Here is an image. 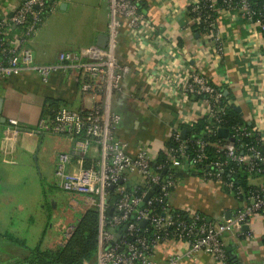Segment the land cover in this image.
Instances as JSON below:
<instances>
[{
    "label": "built area",
    "instance_id": "built-area-1",
    "mask_svg": "<svg viewBox=\"0 0 264 264\" xmlns=\"http://www.w3.org/2000/svg\"><path fill=\"white\" fill-rule=\"evenodd\" d=\"M61 2L62 0H22L14 7L12 16L0 19V79L34 72L42 83L48 84L54 73L69 69L78 70L84 75L81 90L92 100L91 108L77 110L61 106L50 115L40 117L37 129L65 136L72 142L71 150L58 156L55 185L62 190L84 195L98 212L96 264H181L185 258H192L200 253L211 255L218 264H229L225 234L241 230L254 214L264 217L263 109L256 108L251 124L240 123L229 127L226 121V143L217 147V150L220 147L226 149L225 159L206 161V146L210 142L201 137L195 139L197 151L190 155L185 150L181 132L174 129L171 138L179 142V146H166L164 149L167 162L172 168H182L184 164L194 167L200 165L203 179L218 182L228 192H236L238 195L243 191L236 186V175L244 169L248 174L249 184L253 186L247 199L242 200L247 203L222 222L208 221L202 213L187 209L181 210L188 211V219H182L180 215L174 217L170 201L166 198L170 196V188L174 186L175 180L165 179L154 169L149 150L144 144L137 148L135 155H130L116 136L122 117L113 109V100L124 92L123 77L127 71L118 54L122 27L127 23L133 46L141 53L155 38L156 28L144 12L142 0H108V40L105 47L93 44L78 51H62L55 62L38 64L32 49L26 44ZM188 11L190 21L187 28H200L201 34L211 39L215 56L219 59L224 49L223 37L217 24L220 11L237 14L248 25L264 34V2L260 3L259 0H192ZM13 28L18 30L14 38L11 37ZM155 42L159 47L167 44L164 55L172 58V61L164 64H167L166 70L172 76L152 71V85L173 90L178 103L187 99H181L177 95L184 98L199 96L198 100L206 106L205 114L216 118L215 128L209 127L208 133L223 128V116L227 114L231 103H224L225 91L192 67L185 70L183 79L175 81L173 71L184 66L186 59L179 62L175 60V51H172L173 46L168 41L160 38ZM146 62L144 57V63ZM8 122L15 128L19 124L14 118H10ZM86 160L91 161L88 166ZM71 162H75L77 170L68 168ZM225 172L226 180L223 178ZM126 173L140 177L141 181L135 186L138 189L141 187L140 194L136 190H129L124 184ZM253 179L255 182H252ZM153 187L155 189L152 196L141 207L143 198ZM112 191L116 196L114 203H110ZM156 203L160 204L161 213L152 214V207ZM143 220H147L144 227L140 225ZM124 225L126 228L115 241L116 233ZM148 225L154 230L153 238L148 236ZM74 227L75 224L69 227L64 239L70 236ZM164 231L166 232L163 233ZM169 234L177 241L186 243L187 249L173 252L165 260H159L154 256L155 247Z\"/></svg>",
    "mask_w": 264,
    "mask_h": 264
},
{
    "label": "crops",
    "instance_id": "crops-1",
    "mask_svg": "<svg viewBox=\"0 0 264 264\" xmlns=\"http://www.w3.org/2000/svg\"><path fill=\"white\" fill-rule=\"evenodd\" d=\"M13 1L15 0H0V19L9 17L14 7L22 0ZM72 1L62 0L57 8L68 10L73 5ZM191 1L142 0L143 10L156 28L155 38L148 43L142 53L135 50L128 35L127 23H124L121 30L118 54L127 71L123 77L124 92L113 100V109L122 117L116 136L130 155H135L137 148L144 144L149 150L153 163L160 153H164L167 142L171 139L174 129H178L179 124L189 125L202 117L206 111L205 104L195 97L184 98L177 95L181 99H187L178 103L175 101L177 97L173 90L152 85L151 72L169 75V71L166 70L167 64L164 63L172 61V58L169 59L164 55L167 44L159 47L155 40L162 38L168 41L169 45L173 46L172 51H175L173 58L178 62L183 58L186 59L184 66L173 71L175 81L179 82L183 79L185 70L192 67L202 72L215 86L223 89L226 96H230L231 103L241 106V115L245 120H251L256 108L263 109L264 113V34L248 25L237 14L220 11L217 24L223 37L224 49L219 59L215 56L211 39L187 28L190 21L188 6ZM82 2L83 17L91 21L90 40L93 41L89 45L91 46L96 44L100 34H106L109 3L108 0ZM43 23L26 45L32 49L38 64H49L56 61L60 52L73 49L54 52L44 50L43 57L35 54L38 35L45 32V23ZM16 33H18L17 28H13L11 37L14 38ZM144 57L147 59L146 64ZM83 79L84 75L73 69L54 73L48 84L42 83L38 74L34 72H24L8 79H0V250L5 249L6 246L20 249L22 246L27 247L26 240L14 231L17 230V226L14 225L16 215L21 218L22 210V193L18 192L17 187L20 179L15 172L21 166L37 169L33 158L36 150L38 165L46 169L50 164L51 149L43 144L46 135L55 134L44 133L37 129L45 100L56 99L60 105L77 110L91 108L92 100L81 90ZM10 118L18 120L19 124L16 128L9 124ZM68 140L69 142L63 141L57 151H52L53 155L55 154L50 164L53 178L59 154L71 150L72 142L69 138ZM41 152H43L42 160H40ZM68 168L75 171L77 165L71 162ZM176 172L178 176L169 196L171 207L175 209L197 211L207 219L210 218L211 222H222L226 220L225 216L228 213L234 214L240 206L247 203L238 200L220 183L203 179L194 166H189L188 169L181 168ZM140 181L137 174L126 173L123 182L127 187H135ZM82 202H78L77 205L83 208L78 220L87 209L93 208L91 204H86L85 197ZM49 222L50 220L46 221V228L41 230L37 242L38 244L42 239L44 249H50L49 245L57 242L55 235H47ZM246 225L249 226L248 229L242 228L225 234L231 264H264V217L254 214ZM12 238L23 240L26 245L16 243ZM61 244L57 242V245ZM186 249V243L167 238L156 245L154 256L159 260H165L169 254ZM4 255L6 256V253L3 257ZM181 264L218 263L211 255L200 253L192 258H185Z\"/></svg>",
    "mask_w": 264,
    "mask_h": 264
},
{
    "label": "rangeland",
    "instance_id": "rangeland-1",
    "mask_svg": "<svg viewBox=\"0 0 264 264\" xmlns=\"http://www.w3.org/2000/svg\"><path fill=\"white\" fill-rule=\"evenodd\" d=\"M82 1L94 2V0H73V5H71L70 9L61 10L57 8L45 19V24L43 23L45 32L38 35V43L35 45L34 50L35 54L43 57L44 50L54 52L73 49L78 51L93 43L90 40L91 21L83 17L84 11L81 10L83 9ZM13 2H17V0ZM63 141L69 142L65 136L46 135L43 145L51 149L49 151L50 164L53 158H55V154L53 155L52 151H57ZM42 155L43 152L40 153V160H42ZM33 158L37 169L21 166L15 172L17 178L20 179L17 187L18 192L22 193V210L20 211L21 218H19V215H16V221H14L17 230H13L18 232V236L26 240L27 247L18 245L22 249L9 248L8 246L5 249L2 248L0 250V264L12 263L23 257L29 248L36 246L41 230L46 228V221L48 220L50 222L47 228V235H55L58 244H61L64 240L65 232L78 220L83 210L80 205H77L78 202L84 200L85 196L58 188L55 185V176L53 178L51 165L48 164L46 169H42L38 165L37 150ZM252 182H255V180L253 179ZM86 204L90 205L88 201ZM57 242H53L49 245V248H59L60 245H57ZM44 247L46 246L44 245ZM4 253H6V256L4 255L3 257Z\"/></svg>",
    "mask_w": 264,
    "mask_h": 264
},
{
    "label": "trees",
    "instance_id": "trees-1",
    "mask_svg": "<svg viewBox=\"0 0 264 264\" xmlns=\"http://www.w3.org/2000/svg\"><path fill=\"white\" fill-rule=\"evenodd\" d=\"M260 3H263L264 0H259ZM13 31V29H12ZM193 31L201 33L200 28H194ZM1 55V52H0ZM196 100L200 99L199 96L195 97ZM230 96L224 97V103L226 101H230ZM230 103V102H229ZM59 101L56 99H46L44 106L42 108L41 117L50 115L53 113L54 110L61 107ZM224 122L222 125L223 128H226V121L227 126L230 125L246 123L247 121L243 118L241 113H239L235 109V104L230 103L227 114L223 116ZM216 118L211 116L210 114H205L202 117L198 118L193 124L183 125L179 124L178 131H182L183 129L187 130L186 137L182 140L185 142V150L190 155H194L197 151L196 145L194 143L196 138H204L205 140L209 141L210 143L206 146L207 152V160L210 161L211 159H225L226 149L220 147V151L217 150L218 146L224 145L226 143V139L222 138L218 134L217 131H213L212 133H208V128L216 126ZM179 146V142H177L174 138H171L167 142V147L169 148H176ZM89 162L86 160V166H88ZM186 164H184L185 166ZM161 166V168H158ZM184 166L182 168H184ZM200 165L194 167V169L198 170V174L201 175L202 171L199 168ZM153 167L157 172H160L165 179L172 178L174 180L177 179L178 173L176 172L178 169L181 168H172L170 163L167 162V156L164 153H160L158 159L155 163H153ZM166 169V172L163 171ZM223 178L226 180V172L223 174ZM236 186H239L243 193L238 195L236 192H232L233 195L240 201L246 200L247 196L249 195L250 189L253 187L248 182V174L244 169L236 175ZM226 190V187H223ZM129 190L133 189L136 190L138 194L141 193V187L139 189L136 187H128ZM172 188H170L171 192ZM227 191V190H226ZM112 196L110 198V203H114L116 200V196L114 195L113 191L111 192ZM166 199L169 200V197ZM153 208L152 214H159L161 213L160 204L156 203ZM171 213L174 217L176 215H180L182 219H188V211L175 209L171 207ZM150 228L148 236L153 238L154 230ZM170 233V229H168ZM164 231L163 233H165ZM98 233H99V217L98 212L95 208H89L86 212L82 215V217L75 223V227L71 232L70 236L62 242V244L57 249H44L42 248V239L39 243L34 246L33 248H29L27 253L17 259L16 261L9 263V264H85V263H93L96 264V256L98 251ZM167 238H172L171 234H169ZM13 241L16 243L24 244L23 240L12 238ZM164 240V239H163ZM228 263L231 264V260L228 258Z\"/></svg>",
    "mask_w": 264,
    "mask_h": 264
},
{
    "label": "water",
    "instance_id": "water-1",
    "mask_svg": "<svg viewBox=\"0 0 264 264\" xmlns=\"http://www.w3.org/2000/svg\"><path fill=\"white\" fill-rule=\"evenodd\" d=\"M12 14H13V13H10V16H12ZM107 40H108V36H107L106 34H100V35L98 36V38H97L96 44L99 45V46H101V47H105V46H106V43H107ZM235 109H236L239 113L242 114V107H241V106L236 105V106H235ZM0 116H1V107H0ZM3 120H4V119H3ZM248 123L251 124V121H248ZM186 134H187V130H186V129H183V130L181 131V136H182L183 138H185V137H186ZM218 134H219L220 137H222V138H226V137L228 136V130H227L226 128H220V129H218ZM184 168H185V169H188V168H189V165L186 164V165L184 166ZM200 168H202V166H200ZM165 172H166V169L163 171V173H165ZM113 188H114V187H112V189H113ZM154 189H155V187H153L152 189H150V190L148 191V193H147L146 196L143 198V200H142V202H141V204H140L141 207L144 206L145 202H146V201L152 196V194H153V192H154ZM110 213L112 214V213H113V210H111ZM231 216H232L231 213H228V214L225 216V219H229ZM208 220L210 221V218H209ZM146 224H147V220H143V221L140 223V225L143 226V227L146 226ZM125 228H126V226L124 225L121 229L118 230V232L116 233L115 241L118 240V238L121 236V232H122ZM248 228H249L248 225H244V226H243V229H244V230H245V229H248Z\"/></svg>",
    "mask_w": 264,
    "mask_h": 264
}]
</instances>
